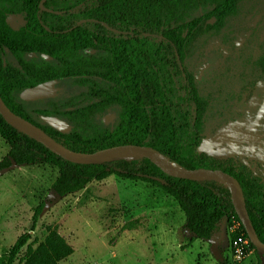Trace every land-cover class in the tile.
<instances>
[{"label": "trees", "instance_id": "16d2710c", "mask_svg": "<svg viewBox=\"0 0 264 264\" xmlns=\"http://www.w3.org/2000/svg\"><path fill=\"white\" fill-rule=\"evenodd\" d=\"M0 0V96L16 115L41 128L74 153H94L121 145L152 147L182 169L221 170L235 177L250 220L264 243V147L200 153L203 140L231 122L251 125L264 102V39L218 41L195 53L190 65L184 46L204 19L225 24L242 0ZM10 16L24 25L14 29ZM237 41V40H236ZM243 45H241V43ZM56 80V98L35 102L21 93ZM58 117L71 126L61 133L43 121ZM264 129V118L258 130ZM0 136L9 146L0 173L14 166L45 163L59 169L52 190L60 197L109 177L161 188L184 213L193 239L211 240L224 220L238 223L231 234L248 235L231 193L212 180H183L163 173L149 159H117L99 165L68 162L10 126L0 114ZM45 202L35 209L37 228ZM21 235L3 264H60L74 248L57 231L36 249ZM257 264H264L250 242Z\"/></svg>", "mask_w": 264, "mask_h": 264}, {"label": "rangeland", "instance_id": "374dc122", "mask_svg": "<svg viewBox=\"0 0 264 264\" xmlns=\"http://www.w3.org/2000/svg\"><path fill=\"white\" fill-rule=\"evenodd\" d=\"M76 1L63 0L67 6ZM236 12L222 25L214 18L199 23L185 42L188 65L205 45L222 40L236 46L238 40L264 39V0H242ZM8 23L19 29L24 20L9 17ZM8 153L9 146L0 136V162ZM58 176L59 169L45 163L14 166L0 173V264L7 261L5 255L21 235L29 233V244L36 249L49 230H57L74 248V254L60 264L258 262L251 248L241 261L235 259L231 234L239 225L234 220L222 221L211 240L193 239L178 204L157 186L112 176L60 197L52 190ZM41 202L46 207L32 232V217ZM26 253L27 246L14 264H22Z\"/></svg>", "mask_w": 264, "mask_h": 264}, {"label": "water", "instance_id": "95a60500", "mask_svg": "<svg viewBox=\"0 0 264 264\" xmlns=\"http://www.w3.org/2000/svg\"><path fill=\"white\" fill-rule=\"evenodd\" d=\"M47 0L40 2V8L43 11L53 13L44 7ZM57 81L52 80L35 87L28 88L21 93V99L26 102H35L44 99L56 98L59 92V88L56 87ZM0 114L3 119L14 129L27 134L30 138L34 139L44 147L49 149L55 155L62 159L79 165H99L106 161H112L117 159H136L145 157L149 159L154 165H156L163 173L170 177L183 179V180H204L212 179L224 184L231 193L232 203L234 209L239 217V220L248 235L251 244L256 250L264 256V243L259 239L256 230L250 220L247 209L244 204L241 187L238 180L221 171L212 169H182L175 164H172L163 156H161L157 150L152 147L139 146V145H121L107 149H103L94 153H74L66 150L50 136H48L41 128L25 120L24 118L13 113L5 104L0 96ZM264 118V104L259 109L255 121L246 126L244 123L235 121L228 123L222 131L215 136L202 141L199 152L207 153L211 156H221L225 150H221L223 146H227L231 149H236L240 145L249 143H261V135L257 133V128L260 126L261 121ZM43 121L49 124L52 128L61 133H69L71 126L59 119L58 117H43ZM119 154H133L135 158H115ZM162 159L168 162L165 164Z\"/></svg>", "mask_w": 264, "mask_h": 264}, {"label": "built area", "instance_id": "2783aa9c", "mask_svg": "<svg viewBox=\"0 0 264 264\" xmlns=\"http://www.w3.org/2000/svg\"><path fill=\"white\" fill-rule=\"evenodd\" d=\"M250 249V240L240 236L233 242V255L237 261H241L247 250Z\"/></svg>", "mask_w": 264, "mask_h": 264}, {"label": "flooded vegetation", "instance_id": "af4514ba", "mask_svg": "<svg viewBox=\"0 0 264 264\" xmlns=\"http://www.w3.org/2000/svg\"><path fill=\"white\" fill-rule=\"evenodd\" d=\"M48 10H51V9H48ZM51 11H53V10H51ZM47 12V11H46ZM53 12H55V13H59V12H57V11H53ZM10 17H19V16H10ZM263 104H264V102H263ZM262 104V105H263ZM262 107V106H261ZM260 107V108H261ZM261 124V123H260ZM260 127V126H259ZM258 127V128H259ZM258 128H257V133L259 134V135H261V136H263L262 137V140H260L261 141V143H256V144H253V143H249V144H244V145H240V146H238V147H243L244 149L245 148H247V147H250V146H257V147H259V148H261V147H264V129L263 128H261V132L258 130ZM226 146V145H225ZM237 147V148H238Z\"/></svg>", "mask_w": 264, "mask_h": 264}, {"label": "bare ground", "instance_id": "6f19581e", "mask_svg": "<svg viewBox=\"0 0 264 264\" xmlns=\"http://www.w3.org/2000/svg\"><path fill=\"white\" fill-rule=\"evenodd\" d=\"M120 157H122V158H135L136 155H133V154H119V155L115 156V158H120ZM162 162H164L165 164H168V162L165 161L164 159H162Z\"/></svg>", "mask_w": 264, "mask_h": 264}]
</instances>
